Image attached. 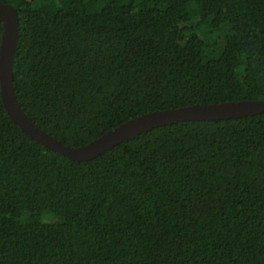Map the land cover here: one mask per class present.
Masks as SVG:
<instances>
[{
    "label": "trees",
    "instance_id": "1",
    "mask_svg": "<svg viewBox=\"0 0 264 264\" xmlns=\"http://www.w3.org/2000/svg\"><path fill=\"white\" fill-rule=\"evenodd\" d=\"M2 4L20 20L18 101L66 146L264 100V0ZM0 264H264V113L161 126L79 162L25 134L0 85Z\"/></svg>",
    "mask_w": 264,
    "mask_h": 264
},
{
    "label": "water",
    "instance_id": "2",
    "mask_svg": "<svg viewBox=\"0 0 264 264\" xmlns=\"http://www.w3.org/2000/svg\"><path fill=\"white\" fill-rule=\"evenodd\" d=\"M0 25L3 28L0 46V85L5 110L29 137L74 161L87 162L98 158L115 146L161 126L189 121L238 119L264 113V100L192 105L146 114L123 123L87 145L66 146L33 122L18 101L14 88V64L20 37V20L17 10L12 5H0Z\"/></svg>",
    "mask_w": 264,
    "mask_h": 264
},
{
    "label": "rangeland",
    "instance_id": "3",
    "mask_svg": "<svg viewBox=\"0 0 264 264\" xmlns=\"http://www.w3.org/2000/svg\"><path fill=\"white\" fill-rule=\"evenodd\" d=\"M215 7L216 6L214 4H212V3L207 5L208 11H213L215 9Z\"/></svg>",
    "mask_w": 264,
    "mask_h": 264
}]
</instances>
